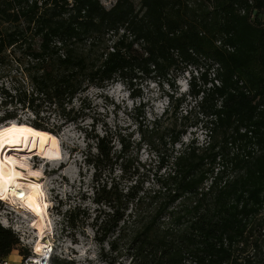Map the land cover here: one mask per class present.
<instances>
[{
    "label": "trees",
    "instance_id": "trees-1",
    "mask_svg": "<svg viewBox=\"0 0 264 264\" xmlns=\"http://www.w3.org/2000/svg\"><path fill=\"white\" fill-rule=\"evenodd\" d=\"M184 73L188 102L174 98ZM114 82L132 98L146 82L167 97L144 127L137 107L138 140L99 133L89 117L88 91ZM9 122L45 139L71 126L83 134L97 209L62 216L95 231L104 262L103 245L108 264H264V0H0V125ZM198 125L204 141H184ZM15 250L30 256L0 224V264Z\"/></svg>",
    "mask_w": 264,
    "mask_h": 264
},
{
    "label": "rangeland",
    "instance_id": "rangeland-1",
    "mask_svg": "<svg viewBox=\"0 0 264 264\" xmlns=\"http://www.w3.org/2000/svg\"><path fill=\"white\" fill-rule=\"evenodd\" d=\"M100 2L106 9H109L116 0H100ZM188 81V73L179 76L176 80L177 94L174 98L184 97L187 102L189 101L186 96ZM138 88L141 93L138 98H132L127 88L120 82H114L104 89L91 88L88 91L86 105L89 106V117L95 120L97 132L102 133L104 130L121 128L131 133L135 140L139 139L137 126L140 118H137V107L141 108L144 105L145 120L141 123L144 127L164 112L167 107V97L162 94L155 83L146 82L138 85ZM163 90L168 92L166 86H163ZM187 109L189 107L183 104L179 111V119L181 115L186 114ZM194 121H196L194 112L188 115L185 121L182 120L186 125ZM85 124V126H90L91 120H86ZM191 138L199 143L204 141L205 135L199 125L197 128H187L183 140L187 141ZM44 139L35 154L27 151L28 149L23 146L10 147L9 145L3 153V156H12L31 171L39 174L37 182L41 185L48 204L49 231L44 240L49 241L52 255L72 259L76 264H108L114 260L115 255L108 253V247L103 245L107 262L101 260L99 254L101 246L95 241V231L88 224L83 230L71 229L66 226L62 216L70 207L77 206L93 218L94 211L97 209L91 202L92 171L84 166L81 155L85 148L83 134L71 126L63 130L59 137L52 135L45 141ZM22 156L26 157L22 158ZM140 158L147 164L150 160H153L152 164H155V159L148 154L147 149L143 148ZM22 169L23 171L20 169L17 171L26 173L25 167ZM15 199L11 197V200H8L10 205L0 200V224L16 235L21 247L27 249L30 256L24 258L15 250L7 258V263L27 264L35 256L34 246L37 235L33 227V214L21 204V201ZM2 223H5V226ZM114 262V264H125L123 258Z\"/></svg>",
    "mask_w": 264,
    "mask_h": 264
},
{
    "label": "bare ground",
    "instance_id": "bare-ground-1",
    "mask_svg": "<svg viewBox=\"0 0 264 264\" xmlns=\"http://www.w3.org/2000/svg\"><path fill=\"white\" fill-rule=\"evenodd\" d=\"M45 136V133L24 124L9 122L0 125V199L8 201L11 200V197H14L21 201V204L25 205L26 209L33 214V227L37 235L34 246L35 256L27 264H49L41 261L42 259L46 260L49 254L52 255V253H49L52 252L49 241L44 240L49 231L48 204L44 198L41 185L37 182L39 174L33 175V173L38 172L31 171L12 156H3V153L9 145L10 147L23 146V148L28 149L27 151L35 154ZM25 157L22 156V158ZM21 167H25L24 171L26 173L20 172L23 171ZM17 169H20V171H17ZM31 179L36 181H31ZM2 224L5 226V223Z\"/></svg>",
    "mask_w": 264,
    "mask_h": 264
},
{
    "label": "built area",
    "instance_id": "built-area-1",
    "mask_svg": "<svg viewBox=\"0 0 264 264\" xmlns=\"http://www.w3.org/2000/svg\"><path fill=\"white\" fill-rule=\"evenodd\" d=\"M50 248H51V247H50ZM49 253H51V251H50ZM50 257H51V254H49V255L47 256V258H46V262L49 261Z\"/></svg>",
    "mask_w": 264,
    "mask_h": 264
},
{
    "label": "snow or ice",
    "instance_id": "snow-or-ice-1",
    "mask_svg": "<svg viewBox=\"0 0 264 264\" xmlns=\"http://www.w3.org/2000/svg\"><path fill=\"white\" fill-rule=\"evenodd\" d=\"M5 131H9V130H5ZM33 175H38V173H33ZM37 251H39V249H37Z\"/></svg>",
    "mask_w": 264,
    "mask_h": 264
},
{
    "label": "water",
    "instance_id": "water-1",
    "mask_svg": "<svg viewBox=\"0 0 264 264\" xmlns=\"http://www.w3.org/2000/svg\"><path fill=\"white\" fill-rule=\"evenodd\" d=\"M41 261H42L43 263H48V262H46V260H44V259H42Z\"/></svg>",
    "mask_w": 264,
    "mask_h": 264
}]
</instances>
